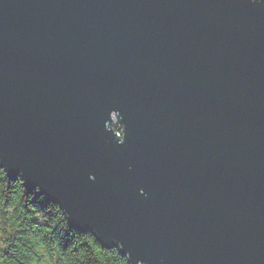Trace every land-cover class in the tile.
I'll return each instance as SVG.
<instances>
[{"label":"water","instance_id":"obj_1","mask_svg":"<svg viewBox=\"0 0 264 264\" xmlns=\"http://www.w3.org/2000/svg\"><path fill=\"white\" fill-rule=\"evenodd\" d=\"M0 154L132 264H264V5L0 0Z\"/></svg>","mask_w":264,"mask_h":264},{"label":"clouds","instance_id":"obj_2","mask_svg":"<svg viewBox=\"0 0 264 264\" xmlns=\"http://www.w3.org/2000/svg\"><path fill=\"white\" fill-rule=\"evenodd\" d=\"M252 6L264 5V0H245ZM119 96H115L112 107L104 113L105 133L111 132L114 139L105 141V156L112 157V145L123 151L122 146L127 143V133L124 124L120 123L121 112L117 110ZM118 128L122 135L114 134ZM7 160L0 154V264H96L93 249L84 240L85 236L93 238V245L109 251L115 249L118 252L116 260L132 264V253L124 251L125 245L117 237H107L111 246L106 247L98 240L93 231H81L73 226L88 219L84 209H80V215H70L63 207L55 202L45 203V196L39 195L41 201L50 210L41 219L47 218L51 225L50 230L43 231L38 225H33L30 217L22 210L25 199L23 197L24 173L21 171L16 175V183L11 184L7 170ZM124 168L128 173L133 171V166L125 154ZM89 182L105 183L103 176H97L89 170L87 173ZM11 185V187H10ZM138 193L141 203L145 208L149 206L150 197L147 191L140 185H133ZM41 192V188H35V194ZM5 200L8 204L5 205ZM57 208L59 212H57ZM123 251V254H122ZM159 264H165L163 255L158 257ZM135 264H147L143 257L135 259Z\"/></svg>","mask_w":264,"mask_h":264},{"label":"trees","instance_id":"obj_3","mask_svg":"<svg viewBox=\"0 0 264 264\" xmlns=\"http://www.w3.org/2000/svg\"><path fill=\"white\" fill-rule=\"evenodd\" d=\"M9 180L11 181V184H15L17 182L15 177H9ZM39 195L41 194L38 193L36 195L35 190L28 191L24 186L23 197L26 199L25 202L23 203L22 210L27 214L28 217H30L33 225H38L41 228V230L48 231L50 230L51 225L48 223L47 218L42 220L41 217L49 213L50 210L47 209V206L43 203V201L40 200V198L38 197ZM49 201L50 200L46 198L45 203ZM7 204L8 201L5 200V205ZM57 212H59L58 208H57ZM84 240L88 243L89 247L93 249V255L96 264H126V262L124 261L116 260V257H118L119 254L115 249L109 251L107 249L94 246L93 238L89 236H85Z\"/></svg>","mask_w":264,"mask_h":264}]
</instances>
